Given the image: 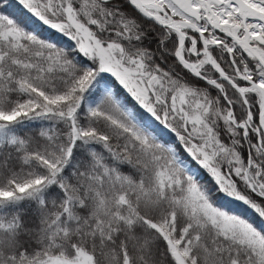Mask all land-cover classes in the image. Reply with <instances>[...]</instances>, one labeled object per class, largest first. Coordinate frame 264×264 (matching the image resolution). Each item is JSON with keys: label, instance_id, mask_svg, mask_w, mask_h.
<instances>
[{"label": "snow or ice", "instance_id": "obj_1", "mask_svg": "<svg viewBox=\"0 0 264 264\" xmlns=\"http://www.w3.org/2000/svg\"><path fill=\"white\" fill-rule=\"evenodd\" d=\"M0 264H264V0H0Z\"/></svg>", "mask_w": 264, "mask_h": 264}]
</instances>
